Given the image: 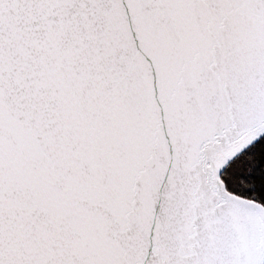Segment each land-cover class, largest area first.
Here are the masks:
<instances>
[{
  "label": "snow or ice",
  "instance_id": "obj_1",
  "mask_svg": "<svg viewBox=\"0 0 264 264\" xmlns=\"http://www.w3.org/2000/svg\"><path fill=\"white\" fill-rule=\"evenodd\" d=\"M0 264H264V0H0Z\"/></svg>",
  "mask_w": 264,
  "mask_h": 264
}]
</instances>
